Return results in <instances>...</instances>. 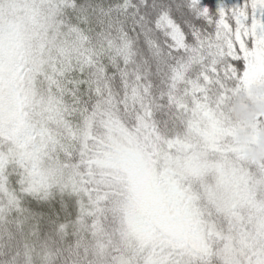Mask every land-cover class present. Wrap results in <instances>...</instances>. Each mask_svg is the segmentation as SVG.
Returning a JSON list of instances; mask_svg holds the SVG:
<instances>
[{"label":"snow or ice","instance_id":"snow-or-ice-1","mask_svg":"<svg viewBox=\"0 0 264 264\" xmlns=\"http://www.w3.org/2000/svg\"><path fill=\"white\" fill-rule=\"evenodd\" d=\"M256 79L264 0H0V264H264Z\"/></svg>","mask_w":264,"mask_h":264},{"label":"rangeland","instance_id":"rangeland-1","mask_svg":"<svg viewBox=\"0 0 264 264\" xmlns=\"http://www.w3.org/2000/svg\"><path fill=\"white\" fill-rule=\"evenodd\" d=\"M228 112L234 145L246 159H264V79L253 80L234 93Z\"/></svg>","mask_w":264,"mask_h":264}]
</instances>
